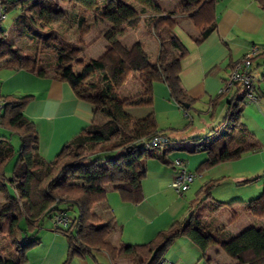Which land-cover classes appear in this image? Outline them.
Segmentation results:
<instances>
[{"label": "trees", "instance_id": "16d2710c", "mask_svg": "<svg viewBox=\"0 0 264 264\" xmlns=\"http://www.w3.org/2000/svg\"><path fill=\"white\" fill-rule=\"evenodd\" d=\"M63 1L76 2L82 8L73 20L69 19L81 32L77 44L66 43L58 35H51L48 39L46 34L44 36V30H52L60 12L53 0L7 2L8 11L15 7L22 9L15 18V34L33 42L37 48L25 52L13 47L8 40V31L1 24L0 70L26 69L40 76L55 75L68 82L78 98L93 105V118L53 160L48 161L39 152L35 123L25 114L33 96L0 95L3 110L0 126L10 132V135H0V195L3 196L0 200V264H25L27 252L41 243L39 232L44 218L52 219L61 212L71 222L68 227L59 225L54 228L68 240L63 264L78 257L94 256L96 252L107 253L111 260L130 256L133 264H159L164 260L167 247L182 235L198 245L206 264H212L208 249L213 245L231 258L230 264H264V227L251 226L235 236L222 239L193 214L191 220H175L147 243L114 244L111 236L115 218L102 222L93 210L95 204L106 201L110 185L124 202H141L144 199L143 180L148 172L146 158L157 157L169 163L165 152L158 153V148L146 149L144 145L145 140L163 133L152 110L154 83H165L171 98L179 104L193 103L180 80L182 59L189 49L173 31L178 23L176 16L185 14L192 20L200 30L196 38L200 43L217 27L218 0H180L179 8L163 13L152 0ZM147 10L159 13L151 18L153 31L161 37V30H165L173 47L180 51L174 59H167L161 47L157 60L150 62L143 42L135 41L127 46L121 41L124 28L137 27ZM89 12H96L95 20H107L110 26L104 33L105 52L86 60L81 53L84 51L83 37L92 28L88 21ZM49 52L54 59L45 57ZM133 72L139 73L143 89L139 94L121 97L120 89ZM231 86L243 90L240 96L230 101L231 127L222 129L218 135L200 138L197 147L205 151L207 157L199 164L198 173L260 148V143L240 120L246 104V89L239 83H227L228 88ZM220 93L223 95L224 90ZM145 106L151 110L141 119L126 111L128 107ZM13 134L20 138L18 149L11 142ZM217 138L222 140L218 149L215 148ZM107 151H116L117 154L104 158L103 153ZM13 159L12 176L7 177L6 167ZM219 181L214 179L202 186L199 193L202 200L212 196V189ZM71 209H77L73 217L67 214ZM245 209L255 217L264 218V189L259 196L246 202Z\"/></svg>", "mask_w": 264, "mask_h": 264}, {"label": "crops", "instance_id": "0c3cea01", "mask_svg": "<svg viewBox=\"0 0 264 264\" xmlns=\"http://www.w3.org/2000/svg\"><path fill=\"white\" fill-rule=\"evenodd\" d=\"M137 7L139 6L137 5ZM161 10L162 13L169 12L166 9ZM216 12V29L200 43L196 42L200 30L192 20L190 19L195 29H198V35L186 31L188 29L183 27L181 21L182 14L176 16L178 23L173 31L189 49V53L182 59L181 85L190 99L194 101L192 104L184 103L189 104L187 107L184 104H179L171 98L170 90L165 83L155 82L152 110L155 111L157 120L164 116L175 118L179 115L178 110L180 109L186 110L185 116L187 117L189 109L203 113L205 115L203 124L206 125V128H202L199 135L189 138L193 141L189 150L199 153L202 151L197 147L201 141L200 138L207 135H218L222 129L231 127L228 116L230 101L235 96H240L243 90L236 86L228 88L227 83L233 65L243 58L251 46H258L259 51L253 62V74H255V68L256 70L261 68L255 78L257 102L246 103L243 106L240 120L242 126L248 129L260 143V148L204 170L199 173V179L195 181L196 185H194L197 186L195 198L197 200L203 185L223 177L221 183L231 181L233 185L243 189L245 195H241L242 199L234 201L244 203L246 206V202L250 198H255L254 196L264 189V182L256 186L246 183L250 177L264 178V0H218ZM158 14L148 10L142 16L150 15L151 19ZM184 21L189 23L187 19ZM124 37L121 38L123 43ZM134 42L124 44L131 46ZM177 52L180 53V51ZM1 71L0 95L33 96L25 108V114L35 123L39 137V152L48 161L53 160L67 142L73 140L91 123L93 105L78 98L68 82L58 79L53 74L40 76L26 69L16 71L1 69ZM222 90H224L223 95L220 93ZM169 124L173 126V123ZM218 127L221 129L218 130ZM159 129L171 140L166 129L160 125ZM172 149L169 146L157 149L158 153L165 152V159L169 161V163H163H173L168 158V153ZM147 169L149 170L148 163ZM241 183H246L247 186H241ZM192 185L188 190L192 188ZM149 188L150 190L146 189V183L143 180L144 199L139 203L124 202L116 190L109 189L106 201L94 205L93 210L100 216L102 222L115 218V229L111 236V241L114 244L121 242L147 243L160 230L168 228L175 220H179L178 213L172 212L173 209L168 204L167 197L162 194V188L155 186ZM189 198L191 197L181 198L185 202V206L190 202ZM71 210H74L75 213L71 214ZM71 210L67 214L73 217L77 211ZM70 223L68 221L62 226L68 227ZM229 227L225 225V230H228ZM51 228L53 225L41 235V243L28 252V260L25 264H63L66 260L68 240L65 235ZM210 229L212 230L211 226ZM237 234L231 232L230 237ZM220 235L222 236V232L218 234V236ZM163 256V261L170 264H200L201 250L187 236L182 235L172 241ZM86 257L75 258L68 264H133L130 256L111 260L107 253L96 252L94 256ZM215 261L213 260L212 264Z\"/></svg>", "mask_w": 264, "mask_h": 264}, {"label": "rangeland", "instance_id": "374dc122", "mask_svg": "<svg viewBox=\"0 0 264 264\" xmlns=\"http://www.w3.org/2000/svg\"><path fill=\"white\" fill-rule=\"evenodd\" d=\"M58 10H60L59 14L56 15L55 23H53L52 30L47 31L44 30V36L50 38L51 35H58L62 39L65 40L66 43L77 44L79 37L81 35L79 27H77L74 23L71 24L69 19L73 20L75 14H79L82 11V8L77 5L76 2H65L63 0H53ZM103 1V0H100ZM156 3L161 9H166L171 12L177 8H179L181 1L180 0H152ZM135 4V2H132ZM148 11V10H147ZM22 12L20 7H15L8 11L7 18L3 21L2 25L8 31V40L13 44L15 48H21L25 52H33L36 50V45L33 42H30L25 39L18 38L17 34L14 32V19L18 14ZM181 18L183 27H187L188 30L193 34L198 35V29H195L193 23L190 21V18L182 14ZM180 16V17H181ZM97 17L96 12H89L88 21L92 23V28L90 32H88L83 37L84 42V51L81 53V57L88 60L91 58H97L101 56L106 50L107 41L104 37V33L109 28L110 23L107 20L99 19L95 20ZM150 15L142 16L141 22L137 27L131 28L126 26L124 28V43H130L131 41H141L145 45L146 54L150 62H155L158 58L161 47L164 48L166 52L167 59H174L177 56V51L173 47V43L171 42L169 35L165 33V30H161L159 37L154 31L152 26V21L149 18ZM189 20L188 24L184 20ZM48 33V34H47ZM122 36V37H123ZM125 44V45H126ZM45 57H49V59H54L52 53H47ZM261 69V68H260ZM260 69H254L255 74L258 75ZM2 75V71L0 70V76ZM143 89V83L141 82L140 75L138 72H133L128 80L124 83V85L120 89V96L127 97L130 95L139 94ZM151 110L149 107H128L126 111L136 119H141L147 116L148 111ZM179 115L175 118H170L169 116H164L160 120H158L160 127L166 129V132L171 137V142L169 144V148H173L168 153V158L173 162L172 164H165L160 159L154 157L146 158L148 163V175L144 178L146 183V189L150 190L149 187H161L162 194L164 197H167L168 204L171 205V209L173 213H178L179 220H191L192 215L194 214L195 218H198L202 223L208 225L210 231L218 235L222 232V239L230 238L231 232L240 233L244 229H247L251 226L255 227H264V219L260 217H255L250 214L245 209L244 203L233 202L229 204V202L234 201L235 199H242L241 195L244 191L243 189H239L238 186L233 185L231 181L222 182V178L214 188L212 189V196L202 200L199 197L196 198L197 186L195 181L199 179V173L196 172V168L203 161L207 154L205 152L200 151L199 153L191 152V144L193 143L191 137H195L201 133V129L206 128V125L203 124L204 114L198 113L193 109H189V116H185L184 109H180ZM150 112V111H149ZM206 119V118H205ZM193 121V122H192ZM169 123H173V126H170ZM218 130L221 128L218 127ZM207 132V131H205ZM0 135H10V132L5 128L0 126ZM215 148L220 147V143L222 140L216 139ZM11 142L16 149L20 146V138L17 134L11 135ZM190 145V146H188ZM180 147H182L180 149ZM187 147V148H184ZM117 154L116 151H107L103 153L104 158L113 157ZM201 154V155H199ZM178 159H182L186 163L187 170L196 174V178L190 190H187L183 194L176 191V189L172 186V182L176 179L177 174L180 173L178 167L175 166L174 162ZM15 165V159L9 162L6 167V176L11 177L13 166ZM217 168V167H216ZM219 168V167H218ZM218 170V169H217ZM264 178H258L254 176L250 177L248 185L256 186L259 184H263ZM246 183H241V186H247ZM109 189H113V186L110 185ZM248 188V187H246ZM263 191V190H262ZM262 193V192H261ZM261 193L257 194L254 197H257ZM187 197H191L190 202L186 204L182 201L183 199H187ZM239 197V198H235ZM246 197V196H245ZM183 198V199H181ZM3 199V196L0 195V200ZM244 199V198H243ZM249 199V198H248ZM251 199V198H250ZM253 199V198H252ZM77 211V209L75 210ZM169 211V210H168ZM71 214H74V210L70 211ZM236 215V220L233 216ZM257 221V222H256ZM52 230L56 227L54 225L53 220L50 217L44 218L42 228L39 232V236L44 234L47 229ZM225 225L230 226L228 230H225ZM67 240V238H66ZM42 241V237H41ZM1 244V240H0ZM35 248V247H34ZM33 249V248H32ZM31 250V249H30ZM29 250V251H30ZM28 251V252H29ZM27 252V254H28ZM202 254V252H201ZM209 256L216 260L213 264H230L231 258L219 247L213 245L208 250ZM88 258V257H86ZM89 259V258H88ZM222 262V263H220ZM200 264H206V260L204 258H200Z\"/></svg>", "mask_w": 264, "mask_h": 264}, {"label": "built area", "instance_id": "2783aa9c", "mask_svg": "<svg viewBox=\"0 0 264 264\" xmlns=\"http://www.w3.org/2000/svg\"><path fill=\"white\" fill-rule=\"evenodd\" d=\"M12 0H0V26L2 22L7 18L8 13V4L7 2ZM259 48L257 45H253L249 48V50L245 53L243 58L235 63L232 68L230 77H229V85H233L234 83H239L243 88L246 89L247 97L246 103L257 102L256 95V86H255V77L253 75V62L256 57ZM2 104L0 103V122L2 119ZM170 138L164 134L160 133L152 138L145 140L144 145L146 149L160 148L170 144ZM175 166L179 168L180 173L177 175L176 179L172 182V186L179 193L183 194L186 192L191 183L195 180L196 174L188 171L186 169V164L183 160L178 159L174 162ZM54 225L58 227L59 225H65L68 223L69 219L66 217L64 212L58 213L52 217ZM159 264H170L168 262L162 261Z\"/></svg>", "mask_w": 264, "mask_h": 264}, {"label": "water", "instance_id": "95a60500", "mask_svg": "<svg viewBox=\"0 0 264 264\" xmlns=\"http://www.w3.org/2000/svg\"><path fill=\"white\" fill-rule=\"evenodd\" d=\"M186 107L189 105V104H184Z\"/></svg>", "mask_w": 264, "mask_h": 264}]
</instances>
